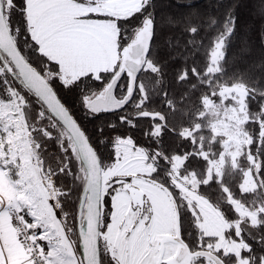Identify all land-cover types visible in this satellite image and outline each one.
Listing matches in <instances>:
<instances>
[{
  "label": "snow or ice",
  "instance_id": "1",
  "mask_svg": "<svg viewBox=\"0 0 264 264\" xmlns=\"http://www.w3.org/2000/svg\"><path fill=\"white\" fill-rule=\"evenodd\" d=\"M212 7L0 0V264H264V57Z\"/></svg>",
  "mask_w": 264,
  "mask_h": 264
},
{
  "label": "trees",
  "instance_id": "2",
  "mask_svg": "<svg viewBox=\"0 0 264 264\" xmlns=\"http://www.w3.org/2000/svg\"><path fill=\"white\" fill-rule=\"evenodd\" d=\"M227 3H236L238 16V30L233 38V43L228 48V57L235 59L236 67L246 68L259 62L264 57V16L259 12L260 0H226ZM215 0H159V12L166 19L168 15L183 17L188 13L199 12L202 16L218 15L212 5ZM191 5L189 7L188 5ZM178 34V29L165 28L168 32ZM243 41H247L248 53L241 58L240 49L244 47ZM91 129L93 125L89 124Z\"/></svg>",
  "mask_w": 264,
  "mask_h": 264
}]
</instances>
